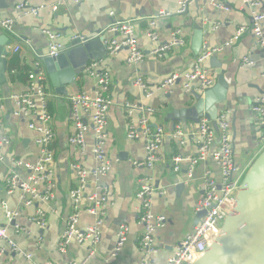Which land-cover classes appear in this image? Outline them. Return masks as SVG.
<instances>
[{
	"label": "crops",
	"instance_id": "crops-1",
	"mask_svg": "<svg viewBox=\"0 0 264 264\" xmlns=\"http://www.w3.org/2000/svg\"><path fill=\"white\" fill-rule=\"evenodd\" d=\"M181 0H83L58 4L57 0H0V20H15L13 29L7 31L0 27V99L5 109L0 113L3 124L2 134L8 135L11 144L5 147L7 160L0 163V222L12 239L26 255L17 253L4 241L0 264H40L50 261L53 264H139L142 259L140 239L143 227L139 223L141 210L137 197L141 183L152 179L155 188L153 211L167 217L166 226L156 233V243L160 251L155 255L156 264H166L173 247L195 227V204L201 198L204 187V174L207 170L220 180V167L212 157L199 162L194 169V177H188L191 160L198 155L201 136L199 123L179 121L172 117L174 110L189 107L194 102L191 92H186L179 82L168 90H157V86L173 72L191 69L197 57L204 49L223 47L215 55L216 61L206 60L202 67L213 77L216 86L220 75L228 83L225 100L219 104V112L227 114L230 123V137L236 164L243 175L264 149V128L255 127L254 106L264 101V50L259 36L248 30L234 39L243 26L252 24V18L264 12V0H218L224 8H218L209 2L196 1L186 11L177 13ZM27 3L41 7L38 15L24 14L17 7ZM161 10L173 14L158 20L156 31L159 41L148 36V20ZM132 20L136 25V34L141 49L150 52L159 42L170 38L176 28H181L186 45L170 51L163 58L148 56L138 64L127 63L128 49L123 48L115 54L108 52L98 61L112 76L111 95L113 105L108 114V140L106 150L112 162L111 170L101 178L99 184L109 189L106 217L101 225V236L97 243L90 240L79 243L71 241L65 252L58 244L67 226L68 217L74 212L76 203L70 197V191L78 184L73 170L74 163H81L92 169L96 160L93 154L94 135L87 134V145L83 151L69 142L74 132L71 117L70 97L78 92L92 93L94 80L86 72L84 64L78 69L74 85L68 84L66 94L56 92L51 75L45 62L50 40L44 30L58 32V43L62 46L70 43L76 35L87 36L92 33H105L107 27L115 21ZM264 31V20L261 22ZM202 32V47L195 52V36ZM119 37V36H117ZM232 42L229 45L226 43ZM105 43V41H104ZM20 44L22 49L15 53L12 48ZM17 59L24 65L40 59L46 70L48 91L50 93V111L53 115L55 140L54 177L56 188L50 202H36L26 206L17 191L9 194L5 181L12 166V157L35 161L41 154L36 139L38 133L29 127L31 119L27 116L13 115L12 94L24 91L28 82L13 79L10 74L12 60ZM247 58L253 65H242ZM3 67L5 70H3ZM15 73V72H14ZM142 77L153 94L145 98L143 89L134 81ZM143 101L157 110L150 115L153 127H163L165 137L160 147L161 160L152 169L133 161L145 158L144 144L140 140L128 137L125 101ZM180 126L185 132V143L180 144L173 132ZM219 136L212 147L219 146ZM181 157L180 171L174 169V157ZM23 171L22 176L26 177ZM183 185L179 188L180 185ZM86 192L94 190L95 183L90 178ZM88 199L81 201V216L78 226L81 230L95 223L96 217L85 211ZM38 208L46 213V226L42 227L31 220ZM8 210L18 211L14 221L6 217ZM18 224L21 229L14 227ZM121 224L130 228L128 239L116 257L112 252L117 242V231Z\"/></svg>",
	"mask_w": 264,
	"mask_h": 264
},
{
	"label": "built area",
	"instance_id": "built-area-1",
	"mask_svg": "<svg viewBox=\"0 0 264 264\" xmlns=\"http://www.w3.org/2000/svg\"><path fill=\"white\" fill-rule=\"evenodd\" d=\"M68 1L81 2L83 0H57L58 4L67 3ZM209 2L218 8H224V4L218 0H181L179 2L178 12L183 13L187 7L196 2ZM249 1V0H247ZM24 14L38 15L41 7H33L27 3H21L17 7ZM173 13L161 10L157 15L150 18L148 23L150 28L148 36L158 42V34L156 27L161 17H167ZM264 20V12L254 15L253 22L249 26L241 27L234 39H238L241 34L248 30H253L259 36V42L264 50V31L261 22ZM14 19L6 18L0 20V27L7 31L13 29ZM50 40L49 55L57 52L61 46L58 43L60 37L58 32L50 29L44 30ZM105 33L111 35L105 40L107 52L115 54L123 48L128 49L127 63L129 65L138 64L145 60L149 55L156 58L165 57L173 49L186 45L181 28H176L168 40L159 42L158 46L150 52L141 49L138 36L136 34V25L132 20L115 21L110 24ZM119 36V37H117ZM83 35H76L74 38ZM232 42L226 43L229 45ZM223 47L207 48L197 57L194 66L191 69L182 72H173L166 77L158 86L157 90H168L176 86L181 80L182 87L186 92L193 90L197 92H205L213 85V77L208 70L202 67V64L210 59L213 55L220 52ZM22 46L15 44L12 51L20 52ZM242 65H253L254 61L247 58L241 63ZM87 75L94 80V89L92 93L78 92L71 95L70 107L71 117L74 124V132L69 137L71 144L77 145L83 151L87 145V134L93 132L94 144L93 154L96 164L92 169L85 168L81 163L72 165L74 172L78 177V184L70 191V197L76 203L74 212L68 217L67 226L61 235L58 247L59 250L65 252L71 241L76 240L84 243L91 239L93 243H97L101 236V225L106 217V209L108 204L109 189L99 184V181L105 176L112 167V162L108 158L106 144L109 137L108 134V114L113 105L111 88L113 80L111 73L105 70L101 62L98 60L90 61L86 66ZM48 76L43 68L40 59L35 60L28 73V84L24 91L12 94L10 99L14 103L13 115L16 117L27 116L31 119L29 127L38 133L36 139L41 148V154L35 161H27L22 158L12 157V166L9 169L5 185L9 194L19 192L23 203L26 206L35 204L36 202H50L54 198V190L56 188V180L54 177L53 163L55 160L52 148L55 140V130L53 128V115L50 111V93L47 85ZM135 85L143 89L145 98H149L153 94L148 84L142 77H138L134 81ZM125 111L127 116L128 137L132 140H140L144 144L145 158L143 161H133L137 166H146L152 169L161 160L160 147L165 137L163 127H153L150 121V115L156 112V108L144 103L143 101H125ZM5 109V104L0 99V113ZM255 113L264 116V101H259L253 108ZM218 129L213 125L212 120L207 117L201 118L199 122L198 133L201 136L198 155L191 160L188 168V177H194L195 166L212 157L220 167V180L215 179L209 170L204 174V187L201 198L195 204V214L205 211L200 218L198 224L193 231L181 239L174 247L171 255L167 259L166 264H193L206 248L215 240L220 233V225L226 216L232 210L236 191L241 178V172L235 161L230 137V123L225 112H219ZM3 124L0 121V134ZM185 132L178 126L173 132V136L180 144L185 143ZM219 136V146L213 148L212 145ZM11 144L8 135L2 134L0 137V163L7 160L5 147ZM181 157H174V169L180 171ZM27 172L26 177L22 176V172ZM95 183L94 190L87 193L89 179ZM155 188L152 179L146 178L140 186L137 197L140 200L141 216L139 223L143 227L140 239L142 259L139 264H156L155 255L160 251L156 243V233L164 228L167 223V217L164 214L154 213ZM88 199L85 211L95 216V223L81 230L78 222L81 216V201ZM18 211L8 210L6 217L9 221H14ZM31 220L40 226H46V213L42 208H38ZM16 230L21 227L18 224L14 226ZM129 226L121 224L117 231V242L112 252V256L116 257L123 249L129 233ZM6 241L11 249L30 258V255L24 251L7 235V229L0 222V254L4 248L2 243ZM40 264H53L46 261ZM71 264H85V262H73Z\"/></svg>",
	"mask_w": 264,
	"mask_h": 264
},
{
	"label": "water",
	"instance_id": "water-1",
	"mask_svg": "<svg viewBox=\"0 0 264 264\" xmlns=\"http://www.w3.org/2000/svg\"><path fill=\"white\" fill-rule=\"evenodd\" d=\"M105 40L106 35L92 33L84 39H73L60 46L55 54L45 57L56 92L68 93L67 85H74L78 69L107 53ZM202 40L201 32L195 36L193 43L197 53L202 47ZM211 60L216 61L217 57L213 56ZM227 89L228 83L222 74L216 86L203 93L193 90L192 105L174 110L172 117L198 123L201 118L207 117L218 129L219 104L225 100ZM253 117L255 127L261 126L262 130L264 116L254 113ZM204 214L205 211L195 214V226ZM193 264H264V149L241 176L232 210L220 225V233Z\"/></svg>",
	"mask_w": 264,
	"mask_h": 264
},
{
	"label": "trees",
	"instance_id": "trees-1",
	"mask_svg": "<svg viewBox=\"0 0 264 264\" xmlns=\"http://www.w3.org/2000/svg\"><path fill=\"white\" fill-rule=\"evenodd\" d=\"M31 68V65H24L17 59L12 60V65L10 69V74L13 79H19L22 82H28V73ZM15 72V73H14Z\"/></svg>",
	"mask_w": 264,
	"mask_h": 264
}]
</instances>
